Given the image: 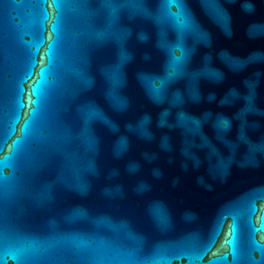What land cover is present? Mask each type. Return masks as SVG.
I'll return each mask as SVG.
<instances>
[{"label":"water","instance_id":"1","mask_svg":"<svg viewBox=\"0 0 264 264\" xmlns=\"http://www.w3.org/2000/svg\"><path fill=\"white\" fill-rule=\"evenodd\" d=\"M0 264H264V0H0Z\"/></svg>","mask_w":264,"mask_h":264},{"label":"snow or ice","instance_id":"2","mask_svg":"<svg viewBox=\"0 0 264 264\" xmlns=\"http://www.w3.org/2000/svg\"><path fill=\"white\" fill-rule=\"evenodd\" d=\"M41 67H43V65Z\"/></svg>","mask_w":264,"mask_h":264}]
</instances>
